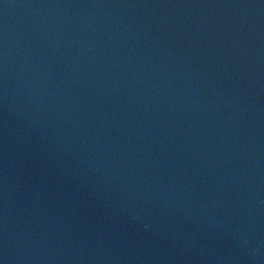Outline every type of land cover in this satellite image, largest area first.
Instances as JSON below:
<instances>
[{
  "label": "water",
  "instance_id": "obj_1",
  "mask_svg": "<svg viewBox=\"0 0 264 264\" xmlns=\"http://www.w3.org/2000/svg\"><path fill=\"white\" fill-rule=\"evenodd\" d=\"M0 264H264V0H0Z\"/></svg>",
  "mask_w": 264,
  "mask_h": 264
}]
</instances>
